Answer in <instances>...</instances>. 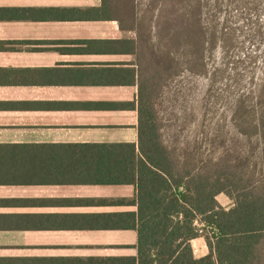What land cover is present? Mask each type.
<instances>
[{"label":"crops","instance_id":"0c3cea01","mask_svg":"<svg viewBox=\"0 0 264 264\" xmlns=\"http://www.w3.org/2000/svg\"><path fill=\"white\" fill-rule=\"evenodd\" d=\"M119 2L0 0V150H138L146 89L160 103V37ZM1 169L0 257L136 255L134 183L14 182Z\"/></svg>","mask_w":264,"mask_h":264},{"label":"trees","instance_id":"16d2710c","mask_svg":"<svg viewBox=\"0 0 264 264\" xmlns=\"http://www.w3.org/2000/svg\"><path fill=\"white\" fill-rule=\"evenodd\" d=\"M113 1L128 2L130 11L137 8L138 17L144 16L160 37V97L162 87L177 75L178 54L185 55L180 60L184 67L195 70L196 61L202 65L204 44L212 47L218 40L214 28L208 30L198 18L177 21L175 12L162 27L161 0ZM157 99L156 89H146L137 151L129 143L92 144L69 153L0 150L7 181L134 183L137 223L129 226L137 231L136 255L0 257V264H264V110H247V126L241 129L246 146L238 141L233 152L226 148L204 156L199 147L170 145ZM63 172L69 175L56 177ZM219 193L231 200L228 207L218 202ZM200 236L207 252L195 256L191 240Z\"/></svg>","mask_w":264,"mask_h":264},{"label":"rangeland","instance_id":"374dc122","mask_svg":"<svg viewBox=\"0 0 264 264\" xmlns=\"http://www.w3.org/2000/svg\"><path fill=\"white\" fill-rule=\"evenodd\" d=\"M160 8L162 27L175 12L177 21L198 18L218 36L214 46L204 44L195 70L184 67V54L177 56V75L162 87L158 105L167 141L178 149L199 147L204 156L233 152L238 141L246 146L247 110H264V0H161ZM216 198L231 204L224 193ZM191 243L195 256L207 252L203 237Z\"/></svg>","mask_w":264,"mask_h":264}]
</instances>
